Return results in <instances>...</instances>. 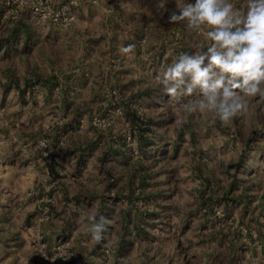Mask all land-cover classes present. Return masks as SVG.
Here are the masks:
<instances>
[{
    "label": "rangeland",
    "instance_id": "1",
    "mask_svg": "<svg viewBox=\"0 0 264 264\" xmlns=\"http://www.w3.org/2000/svg\"><path fill=\"white\" fill-rule=\"evenodd\" d=\"M178 11L0 0V264H264V96L186 115L154 79L206 46Z\"/></svg>",
    "mask_w": 264,
    "mask_h": 264
},
{
    "label": "clouds",
    "instance_id": "2",
    "mask_svg": "<svg viewBox=\"0 0 264 264\" xmlns=\"http://www.w3.org/2000/svg\"><path fill=\"white\" fill-rule=\"evenodd\" d=\"M167 0H159L164 7ZM178 12L170 22H182L200 34L206 46L173 56L161 66L155 83L171 98L182 101L186 115L212 117L229 125L249 110V98L264 96V0H177ZM133 45L121 48L132 51ZM188 99H184V98ZM90 222L92 238H103L108 219L95 214Z\"/></svg>",
    "mask_w": 264,
    "mask_h": 264
}]
</instances>
